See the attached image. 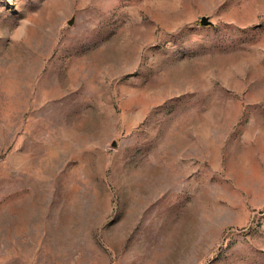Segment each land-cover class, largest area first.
<instances>
[{
	"label": "rangeland",
	"instance_id": "1",
	"mask_svg": "<svg viewBox=\"0 0 264 264\" xmlns=\"http://www.w3.org/2000/svg\"><path fill=\"white\" fill-rule=\"evenodd\" d=\"M0 264H264V0H0Z\"/></svg>",
	"mask_w": 264,
	"mask_h": 264
},
{
	"label": "water",
	"instance_id": "2",
	"mask_svg": "<svg viewBox=\"0 0 264 264\" xmlns=\"http://www.w3.org/2000/svg\"><path fill=\"white\" fill-rule=\"evenodd\" d=\"M201 23H202L203 25H207V21H206L205 19H203V20L201 21Z\"/></svg>",
	"mask_w": 264,
	"mask_h": 264
}]
</instances>
